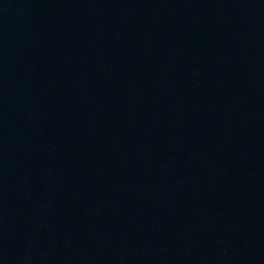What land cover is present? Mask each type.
I'll use <instances>...</instances> for the list:
<instances>
[{
	"label": "water",
	"instance_id": "obj_1",
	"mask_svg": "<svg viewBox=\"0 0 264 264\" xmlns=\"http://www.w3.org/2000/svg\"><path fill=\"white\" fill-rule=\"evenodd\" d=\"M0 264H264V0H0Z\"/></svg>",
	"mask_w": 264,
	"mask_h": 264
}]
</instances>
